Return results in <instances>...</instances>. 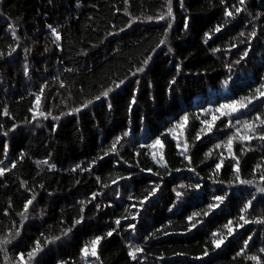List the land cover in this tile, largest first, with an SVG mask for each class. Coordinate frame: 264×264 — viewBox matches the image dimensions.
Instances as JSON below:
<instances>
[{"label":"trees","instance_id":"trees-1","mask_svg":"<svg viewBox=\"0 0 264 264\" xmlns=\"http://www.w3.org/2000/svg\"><path fill=\"white\" fill-rule=\"evenodd\" d=\"M232 4L240 6L239 0H184L181 8L179 0H172L175 19L167 30V21L147 20L166 13V0H2L0 167L17 166L0 177V238L20 230V236L7 245V264H15L19 253L30 251L36 240L45 244V237L61 235L80 215L84 222L71 234L45 244L38 264H85L81 249L96 236L105 237L98 247L100 260L90 257L88 264H255L247 256L264 258L259 252L264 247V225L238 226L242 223L238 221L240 209L253 196V206L245 215L248 219L264 215V194L257 191V186L264 184L256 170L257 164L264 167V142L234 143L240 178L253 180V185H241L235 179L234 162L226 149H216L211 158L205 157L236 127L242 128L237 119L264 115V98H254L248 108L222 117L211 133L199 141L194 139L201 121L211 119L206 109L252 96L264 83V0H248L246 11L235 19L224 15ZM186 20L188 29L183 26ZM226 20L230 22L225 24ZM49 24L61 35L59 46L53 42ZM217 25H223L220 33L214 31ZM13 26L19 39L11 35ZM165 31L167 43L157 47ZM253 31L255 38L250 37ZM26 48L30 49L27 53ZM216 48L220 51L213 52ZM244 51H248L247 57H243ZM150 55L146 70L133 75ZM25 65L28 76L24 75ZM173 78L174 85L170 84ZM45 84L42 110L51 115L33 119L35 94ZM109 88L113 91L104 98L101 94ZM96 96L101 99L95 100ZM133 96L137 102L130 105ZM89 99L93 103L88 108L65 114ZM4 108L9 116L3 115ZM185 114L189 123L178 131V139L187 138L194 145L188 153L190 165L181 155L182 143L177 147L167 131ZM52 116L61 118L53 120ZM39 118L44 124L33 129ZM229 119L235 127L227 126ZM13 126L15 131H10ZM118 136L123 139L117 152L105 155ZM157 137L164 144L167 168L153 161L154 150L147 147ZM142 144L145 147H140ZM222 151L224 166L210 178ZM44 160L55 168L37 164ZM77 165L81 167L71 171ZM197 184L201 187L195 188ZM157 186L156 194L150 195ZM177 192L183 195L177 198ZM33 194L36 200L30 206L29 218L22 222L18 213ZM216 195L227 198L207 217L201 216L203 222L189 231L187 217L207 210ZM82 200L91 201L83 206V213ZM133 216L137 218L133 220ZM117 219L121 220L119 227ZM229 220L236 232L215 249L211 234L219 230L226 235L223 225ZM130 224L136 225L135 230ZM114 228L113 236L107 237ZM249 236L252 240L245 255H237ZM129 244L144 249L137 261L128 256ZM0 264H6L2 249Z\"/></svg>","mask_w":264,"mask_h":264},{"label":"snow or ice","instance_id":"snow-or-ice-1","mask_svg":"<svg viewBox=\"0 0 264 264\" xmlns=\"http://www.w3.org/2000/svg\"><path fill=\"white\" fill-rule=\"evenodd\" d=\"M49 2H51V0H49ZM127 2V0H126ZM247 2L248 0H239V5L237 6L236 4H232L230 8H226L224 11V15L226 17H229L231 19H235V17L243 12L246 11L247 8ZM0 3H2V0H0ZM180 3V7L183 8L184 7V0H179ZM166 4H167V11L165 12H161L158 16H148L147 20L149 21H167V30H171L172 24L170 21H173L175 19V15L173 12V6H172V0H166ZM234 9V11H233ZM261 15H264V13H261ZM230 21L226 20L224 23L227 24ZM184 28L188 29L189 24L187 22V20L184 23ZM129 27H131V25H129ZM48 28L51 29V34L53 37H55V40L53 41L54 43H57L60 41L61 39V35L58 32V30L54 27H52V25H48ZM223 25H217L214 29V31L216 33H220L222 31ZM121 31H123V29H121ZM11 35L14 38L19 39V37L17 36V31L15 26L12 27V31H11ZM208 35V34H206ZM244 33L241 32L240 36H243ZM257 35V33L255 31L250 33V37L251 38H255ZM210 38V36H209ZM167 43V31H165L164 33V39H162L159 44L157 45V47H159L160 45H164ZM205 43H207V40H205ZM57 46H59V44L57 43ZM250 50V49H249ZM15 51V49L13 48L11 51L8 52V55L11 56L12 53ZM25 53L29 52L30 49H25L24 50ZM45 52L48 51L47 48L44 49ZM172 49L171 47H169V52H171ZM220 51L219 48L213 49V52H218ZM3 54L0 53V56H2ZM248 56V51H244L243 52V57H247ZM152 56H148L144 61H143V66L139 67L136 69V72L133 73V75H136L137 72L139 73H143L149 62L151 61ZM236 63H239V61H236ZM69 71H71V69H68ZM229 70H231V68H229ZM177 74H179L180 72V67L177 66ZM24 75L28 76L29 75V69L28 66L25 65L24 66ZM121 83H123V81H121ZM176 83V79L173 78L170 82V84L174 85ZM61 87H64V84L61 83L60 85ZM117 87H120L119 84H117ZM47 88V84H45L39 91L38 94H35V105L34 108L31 109V111L33 112V119H36V117H43L44 119H48L49 116L51 115L50 112H45L42 110V104H41V100L42 97L44 96V90ZM113 91V89L109 88L105 91L102 92V96L104 98L109 97V94ZM169 91H171V88L169 89ZM254 98H264V83H260V85L255 88L254 93L252 96H245L242 97L239 100H232L230 103L227 104H221L218 108H209L206 109L205 112L207 114L211 115V119H204L201 121V125L202 127L199 129V131L196 133L194 139L196 141H199L201 139L202 135H206L208 133H211L213 128L216 125V122L218 120H220L222 117H231L234 113L240 112L241 109H246L248 108V105L252 103ZM101 96H96L95 100H100ZM136 97L133 96L131 98L130 101V105H135L136 104ZM93 103V100L89 99L87 100L85 103L82 104L81 107L79 108H73L71 113H65L67 114H75V113H79L82 108H88L89 105H91ZM109 109H111L112 105L109 104L108 105ZM131 107H129L128 111L131 112ZM3 115L4 116H9V110L8 108H4L3 109ZM61 117L59 116H52L53 120H59ZM189 123V115L185 114L183 116L180 117V119L173 125L172 128H169L167 131L168 133L171 134L172 138L174 140L177 141L176 146L177 147H181V143L183 145L182 147V151H181V155H183L185 157V159L188 161L189 165L192 163V157L190 155H188L189 150L191 147H194V145H190L187 138H184L182 141L180 139H178V131L179 130H183L185 128L186 125H188ZM236 124L240 125L242 124V128L241 127H236L235 131L229 135L227 137V139L225 141H223L222 143H217L214 145L213 149H210L208 152L205 153V157L206 158H211L213 151H215L216 149H226L227 151V156L228 158H231V160L234 162V164L232 165V169L234 171V175H235V179L239 181V183L241 185H253L254 181L253 180H245V179H241L240 178V174H241V167H240V160L239 158L236 156L235 152H234V143L235 142H239L242 145L252 141L253 139L259 140L261 142H264V115L261 114H257L254 118H252L251 120H236ZM227 126L229 128L235 127V125L232 124L231 119H229ZM0 127H3L2 125H0ZM16 126H13L12 129H10V131H15ZM4 136L8 135V132H4L3 133ZM124 135H127V133H125ZM123 139V136H118L116 137V139L114 140V142L111 144L110 148L108 149V151L105 152V155H108L109 153H116L117 152V145L120 143V141ZM140 147H145V145H140ZM147 147L153 149V153H152V159L153 161L160 165L163 168H167L168 164L167 161L165 160L164 157V144L162 142V140L157 137L151 144L147 145ZM159 148L158 151H156V149ZM244 148L242 147L240 149L241 152H244ZM248 151H252L253 149L248 148ZM139 153H137L138 155ZM24 156L23 154H21L20 159L23 160ZM104 157L101 156L99 157V159H103ZM225 156H224V152H220L219 154V159L218 162L215 163V167H214V171L212 173V177L210 178H215L216 175L218 173L221 172L223 166H224V162H225ZM5 159H7V148L5 146ZM96 161H93V164H95ZM0 164H3V161L0 160ZM38 165L40 164H45L48 165L50 169L55 168L54 164H49L48 160H44V161H38L37 162ZM17 164L16 163H12L11 167L9 168H4V167H0V177L5 176L6 172H11L12 169L16 168ZM80 165H77L76 168L71 169V171H76L77 168H80ZM83 171H91L90 168H83ZM190 171L195 172V168H189ZM256 170L260 171L261 175H260V180L261 183L264 184V167H262V165L257 164L256 165ZM148 172H152V169H147ZM177 171H179V169H177ZM155 175H158L159 173H154ZM198 175V174H197ZM97 179H99V177H97ZM115 182V181H114ZM220 183H223V181H218ZM77 183H79V181H77ZM41 188H43V185H40ZM181 188H184L185 185H181ZM195 188H200L201 186L199 184L194 186ZM159 190V186L155 187L152 189L150 195H155L156 192ZM257 191L259 193L264 194V186H257ZM177 198H179L180 196L183 195V193L177 192L176 193ZM96 198V194L93 193L92 195V199L94 200ZM226 196H222V195H216L213 197V200L215 201L214 203H209L207 205V210L203 211V212H194L192 213V215L187 217V220L189 222V231H191L192 229H195L197 227L198 223H202L203 221L200 220L199 218L201 216L207 217L213 210L217 209L220 207V205H222L224 203V201L226 200ZM129 199H131V197H129ZM148 199V197H145V201ZM255 199V196H253L252 199L248 200L247 203L240 209L241 211V215L238 217V221L242 222L239 223V227L243 228L245 225L247 224H257V225H264V215L262 216H258L254 219H248L247 216L245 214L249 213L250 209L253 206V200ZM36 200V194H33L32 197L30 199H27L26 202L23 205V211L18 213V215L21 217V221H26L29 218V210H30V206L33 205V202ZM145 201H141V203L143 204ZM82 207L80 209V212L83 213L84 212V205L86 203H91V201H80L79 202ZM97 208H99V206H96ZM173 207H175V205H173ZM169 211H171V209H169ZM43 214V213H42ZM139 214L137 213V216ZM137 216H133L132 219L135 220L137 218ZM84 216L80 215L79 218L75 219L72 226L68 227L66 230H64L62 232L61 235L59 236H55L52 239H48L47 237H45V244H53L58 240H61L63 237H67L69 234L72 233L73 228L76 225H81L84 222ZM125 219H127V217H125ZM115 224L117 227L120 226L121 224V220L117 219L115 221ZM234 222L232 220H229L226 224L223 225V229H226V235L222 234L221 231H216L213 232L211 234L212 236V244L214 245L215 249H220L222 245L225 244L226 240L228 237H231L234 235V233L236 232V228L233 226ZM130 228H132L133 230H135L136 225L135 224H130L129 225ZM23 228V223H21L20 225V229ZM116 231V229H112L110 231H108L106 233L107 237H112L114 232ZM166 235L168 233H165ZM43 236V233L41 234ZM20 236V230H17L13 236L12 233H9L7 236L0 238V249L4 250L5 252V262L7 264V261L9 259V257L7 256V245L11 244L13 242L14 238H18ZM153 236H155V233H153ZM105 239L104 236H96L94 239H92L89 243L85 244L83 246V248L81 249V254L82 257L85 261V264H88V259L90 257H94L97 261L100 260V256L98 254V247L101 243V241ZM252 240V236H249L247 238V240L244 242V245L242 247V249L237 253V255L239 256H244L245 255V250L248 248L249 246V241ZM45 244H42L40 240H36L34 243V246L31 248L30 251H28L27 253L25 252H20L18 259L15 261V264H38L37 262V257L40 255V253H42L44 251V247ZM129 251H128V256L131 257V259L133 261H137L138 260V254L139 253H143L144 249L136 246L133 247L131 244L128 245ZM259 252L264 254V247H261L259 249ZM205 256L208 255L207 251H205L204 253ZM196 259H203V257H197ZM233 259H235V257H233ZM248 260L254 261L255 264H264V258H262L260 255H249L247 256ZM59 264H68L67 261H60ZM102 264V261H101Z\"/></svg>","mask_w":264,"mask_h":264},{"label":"rangeland","instance_id":"rangeland-1","mask_svg":"<svg viewBox=\"0 0 264 264\" xmlns=\"http://www.w3.org/2000/svg\"><path fill=\"white\" fill-rule=\"evenodd\" d=\"M41 124L43 125L44 123H43V121L39 118V120L35 121V123L33 124V129L40 127Z\"/></svg>","mask_w":264,"mask_h":264}]
</instances>
